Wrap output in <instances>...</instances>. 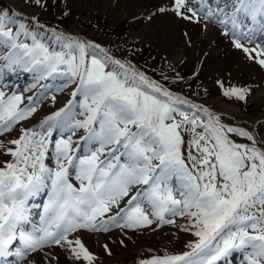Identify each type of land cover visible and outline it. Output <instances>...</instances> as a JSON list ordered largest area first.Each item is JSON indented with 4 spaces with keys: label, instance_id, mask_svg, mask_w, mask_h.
Listing matches in <instances>:
<instances>
[{
    "label": "snow or ice",
    "instance_id": "1",
    "mask_svg": "<svg viewBox=\"0 0 264 264\" xmlns=\"http://www.w3.org/2000/svg\"><path fill=\"white\" fill-rule=\"evenodd\" d=\"M174 2L176 14L190 19L181 12L186 0ZM217 10L220 23L231 21L233 28L241 15L259 19L264 28V0H226ZM206 15L214 13L209 9ZM14 25L8 12L0 11V36L13 41V50H20L5 61L38 72L40 80L62 77L63 87H75L66 106L41 121V131L25 129L16 139L0 141V156L7 152L12 158L0 164V258H18L15 264H23L29 251L66 244L76 260L92 264L94 257L81 239H69V234L107 231L109 220L101 218L110 214L112 225L133 230L154 221L175 224L171 218L175 216L191 220L185 230H194L198 240L188 245L190 251L142 264H230L234 253H242L246 264H264V148L255 147L251 133L221 124L207 108L202 109L207 122L197 115L201 109L196 105H188L195 112L180 110L175 105L187 101L104 49H100L103 59L99 58L88 50L96 45L54 34L60 48L56 50L29 33L23 23L15 35L6 30ZM21 33L30 37L31 45L19 41ZM235 47L255 59L251 55L255 49L250 51L238 39ZM257 56H264V49ZM257 62L264 66V59ZM246 91L231 88L224 95L244 99ZM21 103L20 95L5 99L0 91V136L36 112L35 106L20 108ZM78 129L86 132L85 143L98 145L91 155L79 159L71 154V135ZM189 129L191 147L198 154L186 151L182 132ZM65 131L70 134L67 139L54 138V132L63 137ZM229 133L252 145L235 142ZM105 153L106 163L100 160ZM69 169L80 181L78 187L70 182ZM42 194L47 195L41 217L45 226L33 225L31 232L25 231L31 223L29 202ZM16 241L23 247L15 246ZM45 258L54 264L50 254ZM0 264L8 262L0 260Z\"/></svg>",
    "mask_w": 264,
    "mask_h": 264
},
{
    "label": "rangeland",
    "instance_id": "2",
    "mask_svg": "<svg viewBox=\"0 0 264 264\" xmlns=\"http://www.w3.org/2000/svg\"><path fill=\"white\" fill-rule=\"evenodd\" d=\"M21 1L24 4L28 5V7H30L33 12L27 11L26 13H22L15 9L7 0H0V11H7L8 16L15 20L14 26H12L10 29L6 28V30H11L14 35L19 30V25L23 23L26 26L28 32L34 33L39 41L45 44H50L52 48L60 50L59 44L55 41V33L53 34L54 30H52L54 26L50 24V20L55 21L63 19L60 23L61 25L56 24L55 28L58 27L61 28V30L67 31V34L71 37L83 36L87 39H90L92 42L100 44L101 46H108L113 50V52H111V55L113 57L118 58L123 62L124 59H126V62H129L128 64H130L131 66H133V63L137 62L133 54L130 53L131 49L135 46L149 48L153 50L154 55L165 65L175 67L176 69L182 71H188V73H192L193 75H199L198 80L201 84L199 94L207 96L205 94V91L208 90L210 92L208 94L209 97L205 99L206 101H209L210 99L219 97L221 95L223 96V88H226L224 87V85H226V83H229L230 80H235L236 82H245L248 88L245 93V98H247L246 94L248 93V91H250L249 93H251V97L249 101H247V105L242 106L241 108L242 104H240V108L243 113H245L243 111V108L245 107L250 110V118L252 122H258L259 124L258 126L252 127L251 124L245 123L242 124L240 128L245 130L247 127V129H249V133H251L255 138V146L263 145L262 148H264V138L259 133V126L261 125V120L263 119L262 116H264V100L262 97H260L263 89L259 88L261 85L263 86L262 88H264V69H262L259 63L257 64V62L253 60V58H250L248 53H245L242 49L234 48L229 41L228 43L224 42V40L220 36H217V33L216 38L211 41V45L209 46L217 45L219 42L223 43L221 44V48H219L218 60L216 62H214V60L210 62L215 63V65H209V56L207 55L208 52L207 54L205 53L204 55L199 56L200 53L197 50L199 48V43L196 45V43H194L191 39L193 33H202L204 35L205 28L200 24V20L197 17L192 16V13L186 6L181 9V12L184 15L190 17V19L187 20L177 15L174 11V0H139L140 3H144L147 8L142 15H140L139 17L135 16L133 18H129V15L125 10L127 6L124 4V2H126L127 0H106L116 11L114 17H112L111 14L101 15L98 12H92V10L95 8L92 7L91 4L89 5L88 10L84 8L83 11H80L78 8L70 5L71 0H40V3H36V0ZM45 1H47V3H45ZM132 5L136 6L135 3ZM161 9H163V11H161ZM135 12L136 11L133 10V13ZM160 17L165 18L170 24L169 27L175 30L180 35L182 43L183 41H185V43L187 44L188 50L187 52L183 53L181 61L176 62L175 59L170 60L167 53L162 50L160 42L158 40H155L153 38H140V40H134L132 39L131 34H129L132 24L138 25L136 27L138 33H140L143 28L148 25L151 26L153 30H155L159 25L158 18ZM22 40L29 45L32 44V40L29 38L26 39L25 36L21 33L19 36V41ZM243 46L247 47L249 50L250 48H253V46L250 47L249 45ZM90 51H95L97 56L103 59L104 54L100 52L99 49L90 48ZM230 54H235L231 70L225 72L224 74H220L217 71V67ZM251 55L252 57L257 56L255 51H251ZM205 61H207V64H205ZM242 63H245L246 66L253 69L251 70L252 74L245 75L241 71ZM197 69H201V71L197 72L199 71ZM221 83L224 84L223 88H221ZM72 86L73 85H68L67 87L71 88ZM69 88H63L61 91L51 92L50 95L43 98L40 101L39 105L35 106L36 112L33 113V115L28 119L37 117L40 113L41 108H44L46 104L52 106V108H58L61 96L67 94ZM16 95H20L22 97V103L20 105L26 102V93L19 92ZM224 96L226 97V95ZM192 98L196 97L193 96ZM234 99L239 98L234 97ZM205 100H201L199 103L198 101L188 103L196 105L199 109H202L203 107H201V102ZM240 102L241 101H238L236 102V104H239ZM185 111L191 113L195 112L196 109L187 108L185 109ZM209 112L211 111L209 110ZM197 115L200 116L201 119H203L200 111L197 112ZM213 116L216 117L215 114H213ZM77 119L82 120L84 119V117L78 116ZM177 119H180L178 115ZM219 119L221 124H227L223 117H219ZM203 120L207 122V119ZM227 125L228 127L235 128V125ZM197 131H200V129H197ZM80 132L81 129H78L76 130L74 135H71V139L74 142L73 147L78 141V136L81 135ZM69 135L70 134L68 133L66 137H57V140L61 138L67 139ZM182 135H184L186 145L188 146L186 148V151L190 150L192 152H195V148L191 147V130L189 129L186 132H182ZM228 135H230L233 140L236 139L235 141H240L242 143L245 142L252 145V141L247 140L245 137L237 136L234 133H229ZM96 147H98V145H94L91 149V152L94 151ZM105 155H107V153L101 156ZM167 218H169V216L166 217V219ZM171 218L175 220V224L178 223V216ZM145 229L149 230L148 227H145Z\"/></svg>",
    "mask_w": 264,
    "mask_h": 264
},
{
    "label": "bare ground",
    "instance_id": "3",
    "mask_svg": "<svg viewBox=\"0 0 264 264\" xmlns=\"http://www.w3.org/2000/svg\"><path fill=\"white\" fill-rule=\"evenodd\" d=\"M7 1L12 4L15 9L22 13H26L27 11L33 12L32 9L28 7V5L24 4L21 0ZM134 3L136 6L132 5ZM90 4L95 8L92 10V12H98L101 15L111 14L112 17H114V15L116 14L115 9L106 0H71L70 3V5L78 8L80 11H83L84 8L88 10ZM124 4L127 6L125 10L128 13L129 18H133L135 16L139 17L145 12L147 8L146 5L144 3H140L139 0H127L126 2H124ZM133 10H135L136 12L133 13ZM158 20L159 25L155 30H153L151 26L148 25L145 26L140 33H138L136 30V27L138 25L132 24L129 34H131V37L134 40H140V38H153L155 40H158L160 42L162 50L167 53L170 60L175 59L176 62L181 61L183 53L187 52L188 50L187 44L185 43V41H183L182 43L180 35L175 30L169 27L170 24L165 18L160 17L158 18ZM213 37V30L211 29V27H209L205 31L204 35L202 33H193L191 38L192 41L196 43V45L199 43V48L197 49L200 53L199 56H202L208 51L212 50L208 58V64L211 66L215 65V63L210 62H212L213 60L214 62H216L218 60V51L212 48L209 49V45H211ZM4 48L5 47H3L2 49L4 50ZM234 56L235 54H230L218 65L217 71L220 74H224L225 72L231 70V66L234 62ZM4 58L5 57L3 56L1 61H5ZM3 64L6 66L7 62ZM205 64H207V61H205ZM14 65L17 64H13L9 60L7 66L4 68V73L7 72L11 75L12 67ZM18 68H21V66H19ZM0 69H2V67H0ZM241 69V71L245 75L252 74L251 70L253 69L246 66V64L244 63L241 64ZM19 74L24 75V71H21ZM31 75L32 76H30L29 78L27 77V79L24 78L25 80H23L22 82H18V79L20 77L13 76L14 78L11 79L14 84H12L13 87H15L17 83L23 87V89L27 93V100L38 97V94L41 93L40 91H38L40 90L38 82L40 79H38V74L33 73ZM260 97H262L264 100V92L261 93ZM70 98L71 95L69 94L67 98L64 97L62 99L61 108L66 103H68V100ZM207 104L213 106L219 112L224 113L231 121L238 122L247 118V116L244 115L237 106L226 103L220 97L212 98L207 102ZM49 107L45 106L41 110L37 118L22 123L19 129L17 127V131L12 130V132L7 133L5 137L1 138L0 141L7 142L5 138L16 139L18 138L20 131L35 127V125L39 121L43 120L47 116L52 115V111H50ZM34 130L38 129L34 128ZM11 160L12 158L8 156L7 152H4V154L0 156V164L6 165V163H10ZM45 163L48 164L49 161L46 160ZM53 163L54 160L51 161V166L54 167ZM69 171H72V169H69ZM181 222L182 226L179 227V229L177 227L165 228L161 226V229L153 230L151 233H149L147 230H142L141 228L135 230L120 228L118 230L95 232L78 230L79 233L75 232L68 238L73 239V237L75 236L81 239L82 243H84L85 247L94 257L92 264H142V262L155 259L156 257L163 258L167 255H179L186 251H190L188 245L194 243V241L197 240L198 237L193 234L194 230H185L190 228L191 220L183 217L180 219L179 226ZM65 246V251L59 248L47 249L43 254L32 255L30 257V260L32 261V264H48V259H46L45 257L47 254H50V257L55 258L54 264H88V262L83 258L76 260L70 246L66 244Z\"/></svg>",
    "mask_w": 264,
    "mask_h": 264
}]
</instances>
